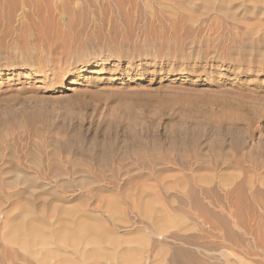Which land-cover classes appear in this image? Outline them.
Masks as SVG:
<instances>
[{
    "label": "rangeland",
    "instance_id": "rangeland-1",
    "mask_svg": "<svg viewBox=\"0 0 264 264\" xmlns=\"http://www.w3.org/2000/svg\"><path fill=\"white\" fill-rule=\"evenodd\" d=\"M193 1L0 0L3 208L21 168L121 238L97 263L264 264V13Z\"/></svg>",
    "mask_w": 264,
    "mask_h": 264
},
{
    "label": "bare ground",
    "instance_id": "bare-ground-1",
    "mask_svg": "<svg viewBox=\"0 0 264 264\" xmlns=\"http://www.w3.org/2000/svg\"><path fill=\"white\" fill-rule=\"evenodd\" d=\"M196 1L198 2V4L199 2L205 4L206 7L221 8L223 11L225 10L226 12L230 13L232 17L233 14H237L236 12L239 11L238 10L239 8L245 9V12L251 15H255L257 13H261V14L264 13V0H194L193 2ZM234 2H237L239 4L237 6H234ZM6 3L7 2L4 1V4ZM250 6H253V8H250ZM90 73L93 75H98L100 74V70L93 69L90 70ZM64 81L62 83L63 85H64ZM63 85L60 86L53 85L47 91L59 90L62 88ZM33 160L35 164L38 165V160L36 158H34ZM54 162L55 161H53V163ZM54 167L56 168V166H53V169ZM59 168H57V170L55 171L51 170L52 172L51 175L49 176L58 179L59 177L67 175L66 172L59 170ZM20 169L21 168L14 169V171H12L14 173V174L12 173L13 177L12 178L9 177L10 179L7 178L4 184H6L8 187L10 186L15 189L18 188V186H23L26 188V190L13 192V194L9 191L11 194L9 193L10 195L7 197V204H5L4 208H3L4 202L0 200V229H4V228L7 229L8 227L9 232L7 231L8 232L7 236L9 240L5 238L7 242L9 241V243L11 242L13 245H16L15 242H21L20 243V245H22L21 248L25 245L26 247L29 246L30 248L33 247L34 251L35 248L37 250L38 249H40L41 251L43 250L45 252V256L43 259L45 261L43 264H101V263H97L96 261L97 257L105 258V260L107 256L110 257L109 256L110 254H108L107 251H106L107 253L105 251L104 252L101 251L99 254V252L95 251V247L105 242L114 243V241L118 240V237L115 234L106 231L103 228V226L99 225L100 223L97 220H96L97 222H95V220H93L91 217L92 214L85 212L82 213L83 215H79L77 214L78 209L74 211V209H72L73 207L72 208L70 207L71 205L70 206L66 205V202H63L61 205L58 201V204H55L56 200H54L55 202H47L48 198H46L45 201H39L40 194L38 196H35L32 194L33 192L31 190L35 189L37 190L35 191L37 193L39 190L45 191L48 188H50V185L44 182L47 177H44L43 175L44 173L43 174L41 173L43 176L42 175L33 176L28 172L22 171ZM40 171H42V169H39V172ZM1 174H7V173H1ZM8 174L10 173L8 172ZM41 179H43L44 181L42 182ZM85 180L87 182V179ZM82 181L85 182L84 180ZM2 182H4L3 179ZM86 182L84 184H86ZM65 183L61 182L60 185H65ZM78 183H80V181ZM28 189H31L30 190L31 192H29ZM49 196L51 198L50 194ZM44 199L45 198L43 197V200ZM66 206H68V209ZM15 211L16 212L20 211L19 212L20 214L17 216H13V213H15ZM5 233H3L2 240L3 237L6 235ZM2 240L0 239V241ZM6 241L4 240L2 241V244L5 242V244H3V247L7 245L9 246V244H6ZM117 242H121V238L120 241L118 240ZM29 247L27 249H29ZM7 250H8L7 248L2 249L3 252L2 256H4V253ZM11 250L14 251V249ZM37 250L36 253L34 252L35 255L37 257L42 256L43 252L40 253L37 252ZM12 251H10V254L12 253V255L16 257L17 255ZM190 257L191 260L190 263L188 261L189 264H206V262L201 260L202 258L201 259L198 258V256H196L195 254L190 255ZM12 259L13 258L11 257V260Z\"/></svg>",
    "mask_w": 264,
    "mask_h": 264
}]
</instances>
